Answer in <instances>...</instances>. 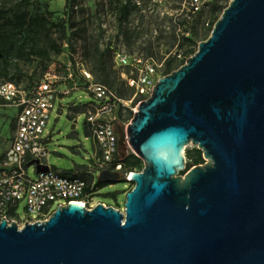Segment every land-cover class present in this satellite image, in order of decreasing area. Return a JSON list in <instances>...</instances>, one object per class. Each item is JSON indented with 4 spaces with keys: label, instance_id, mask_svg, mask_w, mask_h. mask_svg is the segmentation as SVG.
<instances>
[{
    "label": "water",
    "instance_id": "obj_1",
    "mask_svg": "<svg viewBox=\"0 0 264 264\" xmlns=\"http://www.w3.org/2000/svg\"><path fill=\"white\" fill-rule=\"evenodd\" d=\"M137 108L118 130L121 157L144 162L124 209L73 201L44 220L2 218L0 264H264V0H230ZM189 144L204 163L187 168Z\"/></svg>",
    "mask_w": 264,
    "mask_h": 264
},
{
    "label": "rangeland",
    "instance_id": "obj_2",
    "mask_svg": "<svg viewBox=\"0 0 264 264\" xmlns=\"http://www.w3.org/2000/svg\"><path fill=\"white\" fill-rule=\"evenodd\" d=\"M133 1L139 4V8L126 23L120 25L116 13L118 0H32L29 10L32 14L43 13L49 18L48 34L62 48L56 52L51 42L45 41L42 36L37 47L46 48L48 56L32 55L30 59L15 57L11 73L29 89L44 78L53 64L65 65L68 61H79L91 70L96 80L103 81L101 72L96 68L93 46L98 42L101 48H105L110 38L124 36L126 29L131 32L133 40L130 46L126 43L129 51L152 54L157 58L169 54V58L178 68L182 63L175 60L176 51L181 49L188 54L190 49L198 48L199 42L211 33V26L220 13V9L214 8V4L228 3L227 0H213L208 7L192 13L186 0ZM18 2L19 0H1L0 6L9 8ZM34 43L31 38L27 50ZM108 59L112 86L122 96H129L130 91L123 77L124 69L115 64L111 55ZM91 101H95V98L85 90L74 91L65 96L58 93L45 132L50 151L49 165L60 169L75 168L78 171L93 166L95 142L86 122V104ZM73 106H77L80 112L72 114ZM132 117L125 113L116 122L117 129L125 130L127 126L124 121L131 120ZM16 127L15 108L0 103V160L15 135ZM195 147L189 144L186 151ZM143 168L144 163H141L128 171H141ZM29 172L35 175L32 167ZM95 175L99 179V172H95ZM133 186L128 180L113 182L103 192H115L116 199L98 196L96 202H105L108 205L118 203L123 210L126 194ZM20 212L23 214V203ZM19 222L23 225L26 221Z\"/></svg>",
    "mask_w": 264,
    "mask_h": 264
},
{
    "label": "built area",
    "instance_id": "obj_3",
    "mask_svg": "<svg viewBox=\"0 0 264 264\" xmlns=\"http://www.w3.org/2000/svg\"><path fill=\"white\" fill-rule=\"evenodd\" d=\"M186 2L189 10L196 13L213 0ZM106 47L115 64L124 69L125 85L130 91L127 97L108 83L96 80L91 70L79 61L53 64L44 78L29 89L16 79L0 76V103L15 108L17 118L15 135L0 160V221L7 218L9 222L20 224L19 221L44 220L58 205L73 201L92 208L101 203L96 202L98 190L93 188L98 181L95 172L122 171L131 182L133 171H128L130 167L121 161L116 122L125 113L132 117L138 105L151 96L158 79L167 74L170 58L169 54L157 58L152 54L131 52L123 35L110 38ZM175 56L180 62L188 58L181 50L176 51ZM79 90L95 98L86 104V122L95 142L93 166L88 169L92 175L90 185L80 175L66 174L64 169L48 163L50 151L45 132L56 97L58 93L65 96ZM127 120L125 126L131 121ZM38 164L49 166L48 171H39ZM30 167L34 176L29 172ZM22 203L23 214L20 212Z\"/></svg>",
    "mask_w": 264,
    "mask_h": 264
},
{
    "label": "trees",
    "instance_id": "obj_4",
    "mask_svg": "<svg viewBox=\"0 0 264 264\" xmlns=\"http://www.w3.org/2000/svg\"><path fill=\"white\" fill-rule=\"evenodd\" d=\"M31 1L32 0H19L18 3L14 4L12 7L9 8L5 6H0V76L2 77L8 79H15L14 74L11 73V69L14 64L13 59L15 57L20 59H25V58L30 59L32 55L40 54L42 56H48L49 52L46 48L37 47L39 43V39H41L42 36L45 38V41L51 42V46L56 52H59L62 48V46L58 44L50 34H48L49 33L48 27L50 24L49 18L43 13L32 14L31 11L29 10ZM227 1L228 3L225 5L224 4L221 5L217 3L214 4L215 6L214 8L220 9V13L213 22L211 26V30L214 26V23L223 12L224 8L229 4L230 0ZM138 8H139V4L133 0H118L116 6V13L120 25L126 23L129 20L131 14ZM209 34H207L206 37L203 39H206L209 36ZM124 37L127 45L130 46L133 40H132V34L128 29L125 30ZM31 38L35 43L33 44L34 46H31L29 50H27ZM196 50L197 48L195 49L192 48L189 50L188 54H186L183 50L181 51H183L187 56H189L191 53L195 52ZM109 55L112 56L111 52L107 47L101 48L98 42L95 43V45L93 46V57L96 63V68L101 72L103 82L108 83L110 86H112L110 80V72L108 69ZM175 60H177L176 56H175ZM181 63L183 64L184 62L181 61ZM176 67L177 66L173 64V61L170 58L167 61L166 73L171 72ZM78 112L80 111L77 108V106H73L71 108L72 114ZM186 156L189 159V161H187V168L205 162L202 151L197 147L187 150ZM121 161L126 166H129L132 170L137 165L144 163L143 160L133 152H129L126 154L125 157H121ZM64 171L66 174L80 175L84 180L87 181L89 185L91 184L92 175L88 171V167L80 171H78L75 168L64 169ZM111 183L113 182L103 181L98 179L97 183L93 188L94 190H98V194H97L98 196H109L112 197L113 199H116L115 192L113 191L107 193L103 192V189ZM90 187L91 186L88 187L89 190L91 189ZM109 205H113L118 208L120 207L118 203L109 204Z\"/></svg>",
    "mask_w": 264,
    "mask_h": 264
},
{
    "label": "flooded vegetation",
    "instance_id": "obj_5",
    "mask_svg": "<svg viewBox=\"0 0 264 264\" xmlns=\"http://www.w3.org/2000/svg\"><path fill=\"white\" fill-rule=\"evenodd\" d=\"M129 152H130V151H129ZM129 152H128V153H129Z\"/></svg>",
    "mask_w": 264,
    "mask_h": 264
}]
</instances>
